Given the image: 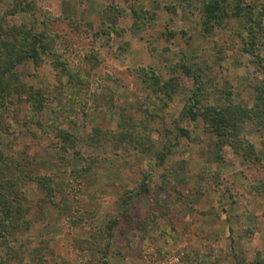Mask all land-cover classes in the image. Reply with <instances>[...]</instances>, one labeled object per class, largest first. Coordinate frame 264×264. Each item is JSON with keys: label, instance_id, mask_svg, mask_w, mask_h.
Returning a JSON list of instances; mask_svg holds the SVG:
<instances>
[{"label": "rangeland", "instance_id": "rangeland-1", "mask_svg": "<svg viewBox=\"0 0 264 264\" xmlns=\"http://www.w3.org/2000/svg\"><path fill=\"white\" fill-rule=\"evenodd\" d=\"M24 1L15 21L53 52L17 69L42 109L25 94L0 102V193L14 207L0 264H264V13L252 25L264 0L210 33L205 0ZM182 65L201 74L203 106L255 113L227 144L184 113L197 81Z\"/></svg>", "mask_w": 264, "mask_h": 264}, {"label": "trees", "instance_id": "trees-1", "mask_svg": "<svg viewBox=\"0 0 264 264\" xmlns=\"http://www.w3.org/2000/svg\"><path fill=\"white\" fill-rule=\"evenodd\" d=\"M130 1V0H125ZM243 0H237L233 5L231 0H205L206 12L203 15L202 24L204 31L210 33L216 26L223 27L226 21L232 16H238L244 12L242 7ZM14 8L11 9L6 15L0 17V102L4 106L9 98L14 94L27 95L35 99H30L32 102L33 109H42L44 101L42 100L37 104V98L42 95L40 90L33 91L32 86L28 87L25 84L19 82V72L17 71L20 64L25 63L27 60H31L36 64H39L42 58L52 51L51 43L45 39V35L42 31H39L37 26L18 24L15 21V17L18 13L25 11L29 6L24 0H15ZM251 9L248 10L250 12ZM258 14L253 11L252 16L253 26L261 25L262 21L258 17L264 13V6L260 7ZM133 13L139 18L137 9H133ZM53 52V51H52ZM184 72L188 76H193L197 81V89L194 91L193 96L190 97V105L186 107L184 113L189 117L190 120L194 121L199 117L205 115V119L209 120V128L218 135L220 141L223 144H227V139L234 134L232 128L240 130L239 123L244 117L254 116V112H249L244 108L227 105L223 108L215 106H203L201 96L202 93V80L200 79L199 73L192 71L187 65H182ZM145 72V71H144ZM153 76V85L160 91L175 90L178 86V81L170 80L168 82H161L160 78L156 75ZM230 106V107H229ZM243 118V119H242ZM258 122L264 125V112H262ZM182 131L186 130L182 128ZM66 130H61L60 135L68 138ZM240 135L237 132V137ZM241 137V136H240ZM163 159V155H161ZM44 183L45 182H41ZM146 186H143V189ZM146 190V189H145ZM256 190H262L264 192V181L259 183ZM9 192V191H8ZM3 195L0 193V218L1 214H7V217L11 216L13 212L12 201H9V193ZM129 199V198H128ZM126 204V202L124 203ZM3 223L0 221V236L3 234Z\"/></svg>", "mask_w": 264, "mask_h": 264}, {"label": "built area", "instance_id": "built-area-1", "mask_svg": "<svg viewBox=\"0 0 264 264\" xmlns=\"http://www.w3.org/2000/svg\"><path fill=\"white\" fill-rule=\"evenodd\" d=\"M180 259V256L172 255L171 257H167L164 261H162L161 264H177Z\"/></svg>", "mask_w": 264, "mask_h": 264}]
</instances>
